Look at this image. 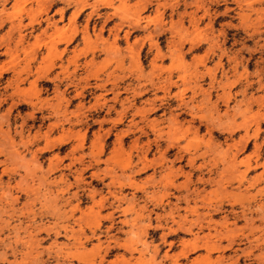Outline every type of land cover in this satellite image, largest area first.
<instances>
[{"label": "rangeland", "instance_id": "rangeland-1", "mask_svg": "<svg viewBox=\"0 0 264 264\" xmlns=\"http://www.w3.org/2000/svg\"><path fill=\"white\" fill-rule=\"evenodd\" d=\"M0 264H264V0H0Z\"/></svg>", "mask_w": 264, "mask_h": 264}, {"label": "crops", "instance_id": "crops-1", "mask_svg": "<svg viewBox=\"0 0 264 264\" xmlns=\"http://www.w3.org/2000/svg\"><path fill=\"white\" fill-rule=\"evenodd\" d=\"M130 2H131V0H129ZM152 10V9H151ZM206 20V19H205ZM205 20H203L202 22H204ZM111 22V21H110ZM221 23L222 22H224V19H221V21H220ZM219 21H217V24L218 23H220ZM113 23H114V21L112 22V25H113ZM125 29V28H124ZM121 35H122V33H121ZM63 46V45H62ZM68 49H69V47H68ZM68 49H67V51H68ZM140 54V53H139ZM62 63H63V61H62ZM79 63L80 64H82V62L79 60ZM85 71H84V69L82 68L81 70H80V72H79V74H78V76H82V74L84 73ZM54 73V72H53ZM94 83H96V82H94ZM129 82H124L122 85H120V84H115V89H120V88H122V87H126V86H128V87H132L131 85H129L128 84ZM134 83V82H133ZM111 87H112V85H109V86H104V88H102V89H106V90H110L111 89ZM132 88H135V87H132ZM143 89H145V88H143ZM111 92H112V94H113V90H111ZM112 94H111V96H110V98L112 97ZM143 95V94H142ZM78 101H81V99H77Z\"/></svg>", "mask_w": 264, "mask_h": 264}, {"label": "bare ground", "instance_id": "bare-ground-1", "mask_svg": "<svg viewBox=\"0 0 264 264\" xmlns=\"http://www.w3.org/2000/svg\"><path fill=\"white\" fill-rule=\"evenodd\" d=\"M63 1H64V0H63ZM65 1H66V0H65ZM67 1H68V0H67ZM78 4H79V3H78ZM47 5H48V3H47ZM79 5H80V4H79ZM46 7H47V6H46ZM77 7H78V6H77ZM80 8H81V7H80ZM60 13L63 14V9L60 11ZM73 13H74V14H72V19L75 18L76 15H77V12H76V11L73 12ZM55 19H56V18H55ZM51 22H52V21H51ZM46 23H47V22H46ZM53 23H54V22H53ZM50 25H51V24H50ZM56 27H57V26H56ZM58 27H59V26H58ZM58 27H57V28H58ZM57 28H56V30H58ZM55 32H56V31H55ZM77 57H78V56H77Z\"/></svg>", "mask_w": 264, "mask_h": 264}]
</instances>
